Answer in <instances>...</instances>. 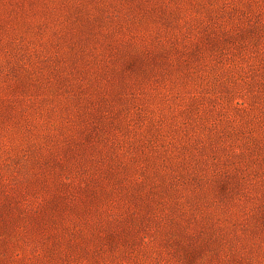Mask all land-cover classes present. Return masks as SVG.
<instances>
[{
    "label": "rangeland",
    "instance_id": "374dc122",
    "mask_svg": "<svg viewBox=\"0 0 264 264\" xmlns=\"http://www.w3.org/2000/svg\"><path fill=\"white\" fill-rule=\"evenodd\" d=\"M260 142L264 0H0V264H264Z\"/></svg>",
    "mask_w": 264,
    "mask_h": 264
},
{
    "label": "trees",
    "instance_id": "16d2710c",
    "mask_svg": "<svg viewBox=\"0 0 264 264\" xmlns=\"http://www.w3.org/2000/svg\"><path fill=\"white\" fill-rule=\"evenodd\" d=\"M253 146L257 151V155L259 156V158L257 159L258 164L261 165L260 167H263L264 166V142L253 144Z\"/></svg>",
    "mask_w": 264,
    "mask_h": 264
}]
</instances>
